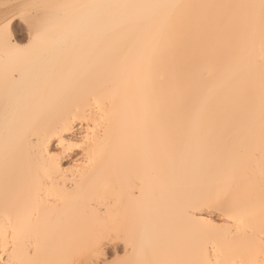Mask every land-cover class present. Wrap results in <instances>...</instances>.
<instances>
[{
    "label": "bare ground",
    "instance_id": "6f19581e",
    "mask_svg": "<svg viewBox=\"0 0 264 264\" xmlns=\"http://www.w3.org/2000/svg\"><path fill=\"white\" fill-rule=\"evenodd\" d=\"M32 1L0 37L4 264H264L261 0Z\"/></svg>",
    "mask_w": 264,
    "mask_h": 264
},
{
    "label": "rangeland",
    "instance_id": "374dc122",
    "mask_svg": "<svg viewBox=\"0 0 264 264\" xmlns=\"http://www.w3.org/2000/svg\"><path fill=\"white\" fill-rule=\"evenodd\" d=\"M31 1L32 0H0V22H2L5 19V17H9L10 14H12L10 16V17H12L14 12H15V14L17 16H14V19H13V22H12L11 26H13L12 30H13V33H14L15 40L17 42H19V44L22 45V46H25V45L28 44L29 37H30V32H29L28 25L26 24L27 22H25L24 20H22L18 16L19 12H18L17 8H20V6H22V5L24 6L25 4H26L25 5V7H26L27 5H29L31 3ZM32 2H34V0ZM31 11H32L31 16L32 15H36V14L38 15V13H40V11L37 12V10L36 11L35 10H31ZM31 11H29L28 14H27V15H29V17H31L30 14H29ZM17 12H18V14H17ZM215 215H216V217H218L217 214H215ZM63 240L64 239L61 237L60 241H63ZM58 249H60V247H58ZM52 250H54V252L52 251V254H54V256L56 255V257H53L54 261L56 263H58V264H83V262L86 261V259H82L80 261L75 260L73 255L64 252L63 249H62V251H59L55 247V249H52ZM56 250L58 251V253L56 252ZM62 252H64V253H62ZM1 254H2V256H0V258L4 259L5 254H3V252L1 253V251H0V255ZM62 254H64V255H62ZM66 254H68V256H66ZM59 255H60V257H59ZM61 257H63L62 259H60L62 262L58 259V258H61ZM66 257H67V259H66ZM68 258H70V259H68ZM106 259L105 260L109 264L112 261H114V255L113 254L111 255V253H109V255L106 256ZM63 260H64V263H63Z\"/></svg>",
    "mask_w": 264,
    "mask_h": 264
},
{
    "label": "snow or ice",
    "instance_id": "6c2138e0",
    "mask_svg": "<svg viewBox=\"0 0 264 264\" xmlns=\"http://www.w3.org/2000/svg\"><path fill=\"white\" fill-rule=\"evenodd\" d=\"M260 9H261V20H262V24H264V0H261L260 5H259ZM15 14H13L14 16ZM27 19V18H26ZM11 22V17H5V19L0 22V37H2L4 43L6 46L10 45L11 43V37H10V33H9V24ZM29 23V26L32 27L34 26L33 21L28 20L27 21ZM31 45V41L29 43V46ZM18 47V46H17ZM75 147H82V145L77 144L75 145ZM90 255H92L94 258L91 260L90 264H108V262L105 259H96L95 257H102L103 253L101 251V248L99 246V244L97 243L93 248L90 249L89 252ZM0 264H4L2 258H0ZM8 264H13V262L11 260L8 261ZM83 264H89V262L84 261ZM111 264H127L126 261H112Z\"/></svg>",
    "mask_w": 264,
    "mask_h": 264
}]
</instances>
